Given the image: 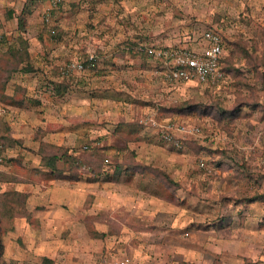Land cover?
I'll return each mask as SVG.
<instances>
[{
    "label": "rangeland",
    "instance_id": "obj_1",
    "mask_svg": "<svg viewBox=\"0 0 264 264\" xmlns=\"http://www.w3.org/2000/svg\"><path fill=\"white\" fill-rule=\"evenodd\" d=\"M207 28L215 83L140 47L202 48ZM0 35L4 264H264V0H0ZM169 122L199 131L178 145ZM45 142L78 157L66 177Z\"/></svg>",
    "mask_w": 264,
    "mask_h": 264
},
{
    "label": "built area",
    "instance_id": "obj_2",
    "mask_svg": "<svg viewBox=\"0 0 264 264\" xmlns=\"http://www.w3.org/2000/svg\"><path fill=\"white\" fill-rule=\"evenodd\" d=\"M217 29L207 28L202 36L204 45L202 48L178 45L175 47L140 46L149 55L162 61L167 68L166 76L170 80L198 79L203 82H217L224 78L225 71L221 68L224 56V38ZM1 37V35H0ZM91 64L94 65L96 57L91 55ZM75 68H83V63H73ZM162 135L168 140L181 143V139L175 138L176 131L181 135L197 133L199 127L187 123L169 122ZM100 264H134L128 257L105 258Z\"/></svg>",
    "mask_w": 264,
    "mask_h": 264
},
{
    "label": "trees",
    "instance_id": "obj_3",
    "mask_svg": "<svg viewBox=\"0 0 264 264\" xmlns=\"http://www.w3.org/2000/svg\"><path fill=\"white\" fill-rule=\"evenodd\" d=\"M32 1L34 2L35 0H32ZM25 12H30L29 7L26 6V5L23 7V10H22V13H25ZM19 19L22 20V17H20ZM144 51H145L144 52L145 54L149 55V53L146 50H144ZM224 62H225V57L223 56L222 63H221V68L225 71ZM181 110H183V109H181ZM6 133H8V132H6ZM10 136L13 137L9 133V137ZM6 137H7V135H5V136L1 135L2 139H7ZM56 148H58L57 152L47 153L46 149H56ZM40 153L42 154V156H41L42 157V164L50 167L51 170H53V171H58L59 170V173H58L59 177H66V175H64V170L60 169L59 166H58V161L61 158L65 159L67 162H72V163L77 161V164H78V157L76 156V154L71 152L68 147L63 146V145H57V144H54V143L45 142L40 147ZM4 175H5V172L0 170V181L17 180V178L15 176H13V175H10V174H7V173H6L5 176ZM6 194L10 195V194H12V192H6ZM27 195L25 194V196H27ZM255 198H256V196L253 198V200ZM20 214L21 215H26L24 212H21ZM0 227H1V224H0ZM3 253H4V244H3V242H2V240L0 238V264H4V261L2 259Z\"/></svg>",
    "mask_w": 264,
    "mask_h": 264
}]
</instances>
